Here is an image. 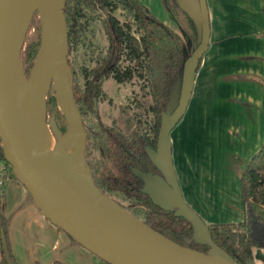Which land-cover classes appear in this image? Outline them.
<instances>
[{
	"label": "water",
	"instance_id": "1",
	"mask_svg": "<svg viewBox=\"0 0 264 264\" xmlns=\"http://www.w3.org/2000/svg\"><path fill=\"white\" fill-rule=\"evenodd\" d=\"M64 1L0 0V147L14 177L42 216L107 264H238L212 241L207 223L185 203L172 166L169 132L185 111L195 69L208 43L205 0H176L194 26L197 45L183 61L160 113L155 147L146 148L159 174L130 171L143 182L141 192L153 205L190 224L192 240L206 246V251L163 236L93 183L84 157L86 131L67 61ZM34 13L39 20V46L25 77L20 50ZM50 88L65 121L62 133L53 115L46 116ZM48 131L53 137L51 149ZM0 243L5 263L15 264L1 231ZM253 258L264 263V252L257 248Z\"/></svg>",
	"mask_w": 264,
	"mask_h": 264
},
{
	"label": "crops",
	"instance_id": "2",
	"mask_svg": "<svg viewBox=\"0 0 264 264\" xmlns=\"http://www.w3.org/2000/svg\"><path fill=\"white\" fill-rule=\"evenodd\" d=\"M139 1L163 23L167 21L164 0ZM205 3L207 48L185 111L169 132L172 166L183 200L205 223L239 222V174L264 140V0ZM2 176L0 213L9 218L11 248L15 223L16 238L27 241L25 251L31 243V252L44 254L49 245V264L59 261V249L74 248L70 237L40 215L16 178L7 177L6 172ZM26 211L29 215L24 223ZM15 261H19L17 254ZM23 264L40 263L37 258Z\"/></svg>",
	"mask_w": 264,
	"mask_h": 264
},
{
	"label": "trees",
	"instance_id": "3",
	"mask_svg": "<svg viewBox=\"0 0 264 264\" xmlns=\"http://www.w3.org/2000/svg\"><path fill=\"white\" fill-rule=\"evenodd\" d=\"M164 3L178 27L184 32L185 40L158 20L139 0H74L71 5L68 0L64 1L68 46L74 43L78 33V20L83 16L82 6L103 12V33L107 40L104 55L96 59L84 75L83 88L78 89L72 84L73 97L78 110L79 105L93 110L94 101L105 98L101 89L105 79L112 78L114 82L122 83L135 77L142 82L145 94L151 100V135L141 133L126 137L113 127L99 122L98 127L101 128L104 138L99 151V165L93 171L90 170L91 178L101 192L119 193L125 199L141 205V220L155 231L180 245L206 251V246L192 240L190 224L184 218L175 216L172 211H165L153 205L149 197L141 192V180L130 172L132 168L156 172L145 148H154L160 113L164 110L170 91L181 74L183 61L197 45L194 26L177 1L164 0ZM116 8L123 10L130 20L120 22L112 13ZM262 12L264 14V5ZM35 15L36 13L33 14ZM37 21L39 23L38 18ZM38 46L39 36L30 42L25 50L21 47L20 57L24 54L21 65L25 77L31 71ZM122 60L126 65H120ZM45 107L46 113L53 114L55 125L62 133L65 121L56 108L51 88L45 99ZM0 161H3L5 166L8 165L2 157L1 147ZM239 191L242 220L207 225L212 241L235 262L252 264L253 248L264 250V140L239 174ZM7 223V218L0 213V231L7 245L9 258L15 263L9 252ZM71 241L75 242L73 239ZM100 262L107 264L102 260ZM0 264H6L1 243ZM52 264L60 263L53 261Z\"/></svg>",
	"mask_w": 264,
	"mask_h": 264
},
{
	"label": "rangeland",
	"instance_id": "4",
	"mask_svg": "<svg viewBox=\"0 0 264 264\" xmlns=\"http://www.w3.org/2000/svg\"><path fill=\"white\" fill-rule=\"evenodd\" d=\"M68 1L70 2V5L74 2V0ZM82 9L83 16L78 20V33L76 34L74 43L68 46L67 52V61L70 69L72 84L78 89L83 88L85 73H87L94 65L96 59L104 55L107 46V40L103 33V12L99 9L85 8L83 6ZM112 13L120 22H128L130 20V17L120 8H116ZM167 13L169 15L167 16L169 20L167 19L164 23L174 32L179 34L183 40H185L186 36L184 32L178 27L175 19H173V16L168 10ZM38 36L39 23L37 21V16L35 15L32 16L31 22L29 23L23 39V50H25L26 46L30 42L35 41ZM20 59L22 63V60H24V54H22ZM120 65L124 66L126 65V62L122 60ZM101 89L105 94V98L101 100L96 99L93 103V110H88L84 106L79 105V113L84 130L86 131L84 157L91 171L99 165V151L104 138L101 128L98 127L99 122L103 125L113 127L116 131L126 137L141 133H147L149 135L151 133L152 115L149 109L151 100L150 97L145 94V88L142 86V82L139 79L134 77L130 81L116 83L112 78H107L102 82ZM51 114L46 113V116L49 117ZM48 132L51 134L50 131ZM4 172H6L7 177L15 178L11 172L10 166H5L4 162L0 161V179L3 177L2 174ZM1 188L3 189L0 184V192ZM108 195L127 211L131 212L139 219L142 218L143 207L141 205L133 200L125 199L119 193L110 192ZM1 209L2 207L0 205V211ZM28 215L29 211H26L23 214L24 223L26 222ZM42 217L48 221L44 216ZM201 219L203 220L202 217ZM15 230L16 224L14 223L13 228H11L14 242L12 248L9 242L8 246L12 259L14 261L16 260V254L17 258H19V261H15V263L18 262V264H23L26 260L32 261L38 258V262L40 264H49L52 257V253L48 249L50 246H47L44 254L40 253L37 255L30 251L32 249V245L30 243L28 245V250L25 251L24 245L27 241L23 240L21 237L16 238ZM49 235L52 240L55 238L54 235ZM65 235L67 234L65 233ZM72 243H74L73 245L75 249H68L67 247L59 249L62 252V258H59V261H57L58 263L101 264L100 260L92 253L82 248L79 244L73 241ZM255 250V248L252 250V264H264L253 258ZM261 251L264 252L263 249H261Z\"/></svg>",
	"mask_w": 264,
	"mask_h": 264
},
{
	"label": "bare ground",
	"instance_id": "5",
	"mask_svg": "<svg viewBox=\"0 0 264 264\" xmlns=\"http://www.w3.org/2000/svg\"><path fill=\"white\" fill-rule=\"evenodd\" d=\"M52 145H53V137H52V135L51 134H47V147L49 148V149H51V147H52ZM68 147H67V151H68Z\"/></svg>",
	"mask_w": 264,
	"mask_h": 264
},
{
	"label": "flooded vegetation",
	"instance_id": "6",
	"mask_svg": "<svg viewBox=\"0 0 264 264\" xmlns=\"http://www.w3.org/2000/svg\"><path fill=\"white\" fill-rule=\"evenodd\" d=\"M118 132V131H117ZM147 134V133H146ZM148 135V134H147ZM149 135H151V133L149 134ZM129 137V136H128ZM155 147V146H154ZM146 148H149V147H146ZM146 148H145V151H146ZM151 149H154V148H151ZM153 165V164H152ZM155 168V167H154ZM135 169V168H134ZM141 171V170H140ZM131 172V171H130ZM142 172H144V171H142ZM145 172H152L153 174H159V172L156 170V172H154V171H151V170H147V171H145ZM142 182V181H141ZM143 183V182H142ZM142 186H143V184H142Z\"/></svg>",
	"mask_w": 264,
	"mask_h": 264
}]
</instances>
